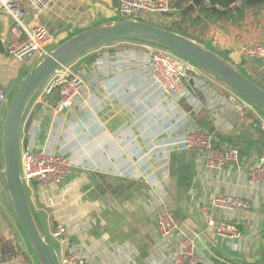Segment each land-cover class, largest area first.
<instances>
[{
	"label": "crops",
	"instance_id": "crops-1",
	"mask_svg": "<svg viewBox=\"0 0 264 264\" xmlns=\"http://www.w3.org/2000/svg\"><path fill=\"white\" fill-rule=\"evenodd\" d=\"M197 9L192 32L181 31L189 27L185 20L177 31L264 88V71L254 67L261 61L242 54L245 45L264 44V4L223 16ZM117 17L118 0H55L29 19L51 32V52L62 41L113 24ZM11 24L12 18L0 12V82L15 91L38 62L26 64L4 51ZM149 47L116 40L74 59L70 67L82 76L83 89L55 125L43 104L27 106L21 140L77 161L61 185L34 183L28 189L42 235L54 247L58 263L62 251L72 247L89 255V264H169L171 247L184 234L195 238L202 264H264V182L252 183L248 177L264 156L257 119L239 120L227 103L231 88L205 72L194 71L182 96L164 93L149 76ZM190 129L212 134L220 147H236L237 159L222 170L208 167L202 151L184 146ZM2 153L0 147V171ZM224 196L245 198L250 209L213 206L214 199ZM162 203L179 223L169 237L161 236L154 213ZM203 205L217 221L236 222L240 236H219L203 219ZM16 218L0 176V264H17L19 241L31 251ZM56 223L68 227L63 244L51 235Z\"/></svg>",
	"mask_w": 264,
	"mask_h": 264
},
{
	"label": "built area",
	"instance_id": "built-area-1",
	"mask_svg": "<svg viewBox=\"0 0 264 264\" xmlns=\"http://www.w3.org/2000/svg\"><path fill=\"white\" fill-rule=\"evenodd\" d=\"M55 0H0V12L7 13L12 18L8 38L4 51L23 63L40 62L48 53L53 36L44 26L30 21V15L38 16L49 8ZM206 6L212 5L211 0H204ZM239 4V3H237ZM171 11V0H118L119 18L147 21L148 14H166ZM246 57L257 59L264 63V44L251 43L242 48ZM147 68L152 82L164 93L173 98L182 96L185 83L194 73V63L178 55L164 46L150 45L147 51ZM60 70L49 77L35 93L28 105L33 107L43 104L48 112L51 123L60 118L69 109L74 99L83 89L84 80L71 68ZM62 68V69H63ZM9 96L7 89L0 82V122L2 110L7 104ZM227 103L232 106L241 121H248L252 117L257 119L258 128L264 134V118L259 114L257 106L251 101L231 89L227 96ZM38 126L39 124L35 123ZM40 127V126H38ZM184 146L202 151L207 166L224 169L227 164L237 159L238 150L233 146L220 147L212 134L203 130L190 129L184 135ZM20 176L25 189H30L34 183L43 186H59L72 173L76 162L71 155L55 153L45 148H34L30 142L21 140L20 135ZM252 183L264 182V156L258 158L256 164L248 172ZM213 206L231 209L249 210L250 202L238 196L217 197ZM205 222L215 227L217 234L223 238L234 239L240 236L241 229L233 221H217L206 205L201 206ZM155 217L161 236L169 237L179 228V223L165 203L158 205ZM51 235L60 243H65L69 236L66 224L56 223ZM172 256L169 264H202L203 260L197 247L195 238L180 234L178 240L171 247ZM32 252L24 241H19L15 247L14 259L17 264H34ZM56 257V254H55ZM57 260V258H56ZM89 255L76 248H66L62 251L58 264H89Z\"/></svg>",
	"mask_w": 264,
	"mask_h": 264
},
{
	"label": "water",
	"instance_id": "water-1",
	"mask_svg": "<svg viewBox=\"0 0 264 264\" xmlns=\"http://www.w3.org/2000/svg\"><path fill=\"white\" fill-rule=\"evenodd\" d=\"M130 39L156 43L172 50L227 84L264 112V88L245 75L238 66L227 63L193 40L152 23L119 18L113 24L93 27L58 45L28 73L2 124L1 141L6 169L0 171V176L6 181L15 215L41 264L58 263L54 247L45 239L36 223L20 176V135L25 111L44 82L74 59L111 41ZM13 88L7 90V96L13 94Z\"/></svg>",
	"mask_w": 264,
	"mask_h": 264
},
{
	"label": "rangeland",
	"instance_id": "rangeland-1",
	"mask_svg": "<svg viewBox=\"0 0 264 264\" xmlns=\"http://www.w3.org/2000/svg\"><path fill=\"white\" fill-rule=\"evenodd\" d=\"M189 1H191V0H171V11L170 12H168L166 14H161V13L148 14L147 15L148 16L147 17L148 23H152L154 25H157V26L162 27V28H165V29H174V30L177 29L178 30L177 26L178 25L180 26V24H184L183 21L185 20L186 22L185 21L184 22L185 23H188L189 27H188L187 31L184 30V29H181V31L184 32L185 34H188V32H192V30H193L192 23H193V19H194V15H195L194 13H196V12H195V10L186 11L187 8H188V5H189ZM197 10L201 12L200 9H197ZM178 16L180 17L181 20L178 18ZM173 17H175V18L172 19ZM117 19H118V17H117ZM179 29H180V27H179ZM134 41H136V43H138V44H142V45H145V46L146 45H156V46H160L159 44L157 45V44H154V43H149L147 41H140V40H134ZM63 42L64 41H62L61 43H63ZM53 46L54 45H50V46L47 45V49H51V47H53ZM34 66L35 65L32 66V69L34 68ZM194 66H195V68H194L193 71H195V74H196L197 71H201V72H205L207 74H210L207 71H205L202 68H200L199 66H197L195 64H194ZM256 66H259L260 69L264 71V63L261 62L260 65H258V64L254 65V67H256ZM65 67L66 68H68V67L71 68L70 67V64L66 65ZM64 69L65 68L61 69L60 70V73H64L65 72ZM71 69H72V71L74 73H76V74L79 73V71L77 69H74V68H71ZM214 78H216V77H214ZM22 83H23V81L21 82V84ZM17 91H18V89L15 90V91H13V94L11 96H9L8 101H7V104L4 106V108L2 110V118H3V120L0 122V147H1V150L3 148V143L1 141V137H2V124H3V121H4L5 117H6V115H7V112L9 110L10 104H11L14 96L16 95ZM257 109L264 116V112L260 108H258V107H257ZM2 155H3V153H2ZM5 169H6V167H5V163H4V165H2V170L5 171ZM5 184H6V181H5ZM26 192H27V195H28L30 191L27 189ZM16 219L18 221L17 222L18 232L20 233V235L22 237L25 238V235H24V233L22 231V228L20 226L19 220H18V218H16ZM32 256H33L34 262L35 261H38L37 258H36L35 252L31 254V257Z\"/></svg>",
	"mask_w": 264,
	"mask_h": 264
},
{
	"label": "trees",
	"instance_id": "trees-1",
	"mask_svg": "<svg viewBox=\"0 0 264 264\" xmlns=\"http://www.w3.org/2000/svg\"><path fill=\"white\" fill-rule=\"evenodd\" d=\"M211 3H212V5L210 7H208L205 5L204 0H191V1H189V5H188V8L186 11H192V10H195L196 8H198L203 12H210V13L216 14L218 16H223L226 14H235V12H236V14H238L246 8L254 7V6H258V5H263L264 0H211ZM237 3H239V4H237ZM177 28H178V26H177ZM168 30L180 33L177 31V29H175V30L174 29H168ZM180 34H182V33H180ZM140 41H143V40H140ZM149 43H152V42H149ZM154 44H156V43H154ZM27 75H28V73H27ZM254 82H256V81H254ZM256 125H258V122H256ZM25 238H26V236H25ZM26 241L29 245L31 252L34 253V250L31 247L30 243L28 242L27 238H26Z\"/></svg>",
	"mask_w": 264,
	"mask_h": 264
}]
</instances>
